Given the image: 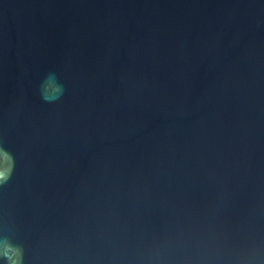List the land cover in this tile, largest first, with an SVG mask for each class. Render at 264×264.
Returning <instances> with one entry per match:
<instances>
[{"label": "water", "instance_id": "water-1", "mask_svg": "<svg viewBox=\"0 0 264 264\" xmlns=\"http://www.w3.org/2000/svg\"><path fill=\"white\" fill-rule=\"evenodd\" d=\"M0 264H264V0H0Z\"/></svg>", "mask_w": 264, "mask_h": 264}, {"label": "clouds", "instance_id": "clouds-1", "mask_svg": "<svg viewBox=\"0 0 264 264\" xmlns=\"http://www.w3.org/2000/svg\"><path fill=\"white\" fill-rule=\"evenodd\" d=\"M8 178L0 177V180H5V182H6Z\"/></svg>", "mask_w": 264, "mask_h": 264}]
</instances>
